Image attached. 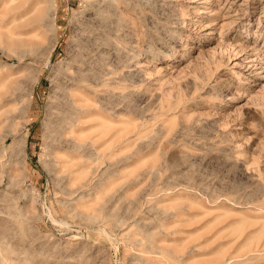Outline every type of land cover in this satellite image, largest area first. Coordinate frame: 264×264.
<instances>
[{
    "label": "rangeland",
    "instance_id": "rangeland-1",
    "mask_svg": "<svg viewBox=\"0 0 264 264\" xmlns=\"http://www.w3.org/2000/svg\"><path fill=\"white\" fill-rule=\"evenodd\" d=\"M0 105V264H264V0H0Z\"/></svg>",
    "mask_w": 264,
    "mask_h": 264
},
{
    "label": "bare ground",
    "instance_id": "bare-ground-1",
    "mask_svg": "<svg viewBox=\"0 0 264 264\" xmlns=\"http://www.w3.org/2000/svg\"><path fill=\"white\" fill-rule=\"evenodd\" d=\"M42 18V17H41ZM41 18H39V20L41 19ZM17 34H22V32H17ZM26 34H28V33H26ZM30 40H27V39H24L23 37H18V38H13V40H12V43H11V45L13 46V49H17V50H21V51H23V52H26V51H28V50H32L33 48H34V42L32 43L31 42V44L30 45H28L29 47L28 48H24V47H22L21 45H25L27 42H29ZM23 94V92L21 93V95ZM15 95H17V93L15 94ZM20 95V94H19ZM31 95H33V94H31ZM23 97V96H22ZM19 98V97H18ZM17 98V96H16V100L18 99ZM14 100V99H13ZM63 101V100H62ZM22 102V101H21ZM5 104V103H4ZM66 104V103H65ZM74 105V104H73ZM0 106H2V105H0ZM4 106V105H3ZM2 106V107H3ZM31 106V105H30ZM1 107V108H2ZM0 108V109H1ZM20 111V110H19ZM72 111V110H71ZM65 118H66V120L68 121V123H70L71 122V119H69V116L68 115H66L65 116ZM69 119V120H68ZM67 126V125H66ZM66 126L64 127V128H66ZM76 134V133H75ZM74 134V135H75ZM17 141V140H16ZM77 141V143H75V145H74V148H76V147H81L82 145H83V142H84V137H83V135H80L79 137H78V140H76ZM17 142H20V141H17Z\"/></svg>",
    "mask_w": 264,
    "mask_h": 264
}]
</instances>
